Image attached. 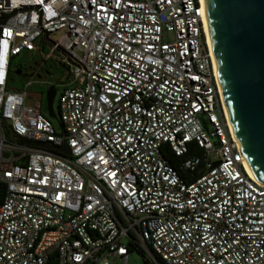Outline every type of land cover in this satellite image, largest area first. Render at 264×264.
<instances>
[{"label":"built area","instance_id":"2783aa9c","mask_svg":"<svg viewBox=\"0 0 264 264\" xmlns=\"http://www.w3.org/2000/svg\"><path fill=\"white\" fill-rule=\"evenodd\" d=\"M205 20L201 0H0V264H264V183L231 134ZM21 52L38 68L10 88ZM49 60L68 79L61 129L28 89Z\"/></svg>","mask_w":264,"mask_h":264},{"label":"water","instance_id":"95a60500","mask_svg":"<svg viewBox=\"0 0 264 264\" xmlns=\"http://www.w3.org/2000/svg\"><path fill=\"white\" fill-rule=\"evenodd\" d=\"M221 94L236 142L250 173L264 183V0H203ZM54 85L45 109L55 118ZM57 126H62L58 122ZM37 147H52L36 141ZM69 155L64 144L57 148Z\"/></svg>","mask_w":264,"mask_h":264},{"label":"rangeland","instance_id":"374dc122","mask_svg":"<svg viewBox=\"0 0 264 264\" xmlns=\"http://www.w3.org/2000/svg\"><path fill=\"white\" fill-rule=\"evenodd\" d=\"M59 32H56L53 34V37L57 38L59 36ZM165 37H168V35H164ZM48 52V47L45 45L43 48V55ZM38 61H39V56L31 55L28 52H21L18 56L14 57L11 61V66H17L19 65L20 67L23 68L24 74H13L12 79L9 81V87L10 88H16L25 82H27L30 77L32 72L37 70L38 68ZM47 71H46V70ZM45 69H40L39 75H36L34 77V80L31 85H29L28 89L30 91L31 96L37 95L38 93L42 94V109L43 112L46 113L45 109V92L47 88L50 85H54L55 88V95L52 101V108L55 113V118H50L51 123L57 127L58 124V112H57V100L58 96L62 90V87L64 84H66L67 80L64 75L66 74V70L58 66L56 64L51 65V61L49 60L47 64L45 65ZM33 98H29L27 100V103L32 104L33 103ZM108 263L109 264H124L123 259L117 257V256H111L108 258ZM127 264H146L144 261L141 253L136 252V251H129L128 252V257H127Z\"/></svg>","mask_w":264,"mask_h":264},{"label":"trees","instance_id":"16d2710c","mask_svg":"<svg viewBox=\"0 0 264 264\" xmlns=\"http://www.w3.org/2000/svg\"><path fill=\"white\" fill-rule=\"evenodd\" d=\"M13 74H15V73L10 69V79H12ZM3 133H4L5 137L9 140L13 139V137H14L9 126L3 125ZM14 139L19 140L17 138H14ZM165 156H166V154H165ZM167 156L170 157L171 160H174V158H172V156L170 154H168ZM5 188H6L5 183L0 181V202L2 201L3 196L5 194ZM146 264H149V263L146 262Z\"/></svg>","mask_w":264,"mask_h":264},{"label":"bare ground","instance_id":"6f19581e","mask_svg":"<svg viewBox=\"0 0 264 264\" xmlns=\"http://www.w3.org/2000/svg\"><path fill=\"white\" fill-rule=\"evenodd\" d=\"M201 3H202L203 12H204L205 15H206V8H205L204 1L201 0ZM204 28H205V31H206L207 44H208L209 49H210V51H211V53H212V49H211V45H210V41H209L207 19L205 20V26H204ZM212 56H213V55H212ZM225 108H226V107H225ZM226 114H227V120H228V124H229V128H230L231 134H232V136L234 137V139L236 140V137H235V135H234V132H233L232 127H231V124H230V120H229V117H228L227 110H226ZM243 164H244V167H245L246 171L248 172V174H249L252 178L256 179V178L250 173V171H249V169H248V167H247V165H246V162H245L244 158H243ZM256 180H257V179H256Z\"/></svg>","mask_w":264,"mask_h":264},{"label":"flooded vegetation","instance_id":"af4514ba","mask_svg":"<svg viewBox=\"0 0 264 264\" xmlns=\"http://www.w3.org/2000/svg\"><path fill=\"white\" fill-rule=\"evenodd\" d=\"M11 70H12L13 72L19 74V75L24 74V70H23V68L20 67L19 65L12 67ZM46 71H47V70H46ZM41 99H42V97H41Z\"/></svg>","mask_w":264,"mask_h":264}]
</instances>
